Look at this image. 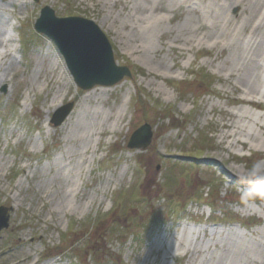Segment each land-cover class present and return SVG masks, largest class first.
Returning a JSON list of instances; mask_svg holds the SVG:
<instances>
[{
	"label": "rangeland",
	"instance_id": "rangeland-1",
	"mask_svg": "<svg viewBox=\"0 0 264 264\" xmlns=\"http://www.w3.org/2000/svg\"><path fill=\"white\" fill-rule=\"evenodd\" d=\"M45 6L98 25L132 76L78 88L34 29ZM54 101L74 103L58 128ZM254 166L264 179V0H0V264H264V199L239 182Z\"/></svg>",
	"mask_w": 264,
	"mask_h": 264
},
{
	"label": "water",
	"instance_id": "water-1",
	"mask_svg": "<svg viewBox=\"0 0 264 264\" xmlns=\"http://www.w3.org/2000/svg\"><path fill=\"white\" fill-rule=\"evenodd\" d=\"M35 30L55 42L75 84L82 90H90L96 86L113 87L125 77L132 76L128 67L117 65L108 38L91 20L80 17L58 18L46 6L35 23ZM73 106L70 103L54 112L51 124L54 127L61 126L72 112ZM152 136L151 127L146 124L133 134L128 147L146 149ZM9 212L11 209L0 207V233L9 227Z\"/></svg>",
	"mask_w": 264,
	"mask_h": 264
},
{
	"label": "bare ground",
	"instance_id": "bare-ground-1",
	"mask_svg": "<svg viewBox=\"0 0 264 264\" xmlns=\"http://www.w3.org/2000/svg\"><path fill=\"white\" fill-rule=\"evenodd\" d=\"M169 3H178L179 1L181 2V0H168ZM127 7H128V2H127ZM181 4H179L177 7H180ZM174 7V8H177ZM174 8L172 10H174ZM157 11H162L164 10V6L162 5V3H159L157 5L156 8ZM147 31L148 35H153L152 31ZM144 34H146V32H144ZM153 37V36H152ZM65 67V66H64ZM64 70V69H63ZM249 74V70L248 67L244 69L243 74L242 75H246ZM246 86H247V91H249V93H254L255 91L259 92V89H257V85L255 84V80L254 78H252L251 80L248 79L246 82ZM257 93V92H256ZM61 106V103H56L55 101L52 103L51 108L56 111L59 107ZM71 117L68 118V120H70ZM47 122H49V119L47 120ZM86 122L84 119H82V121L80 120V117H78V119L76 120L75 124H73L71 130L73 129V132H76V140L77 141H88V134H87V129L85 126ZM101 135H104V130L103 132H101ZM88 149V148H86ZM241 184H243V186H248V187H252L254 186L256 183L258 182H264V179L261 177H253L251 179H249L248 177L245 178L244 181H239ZM237 246L240 248V252L241 255H245L247 253H249L250 251V243L246 242V241H241L239 244H237ZM237 251V247H235L234 251H229L227 256L228 257H235L237 255L236 253ZM251 253V252H250ZM19 264H35L34 262H30L28 259L22 260L21 262H19Z\"/></svg>",
	"mask_w": 264,
	"mask_h": 264
},
{
	"label": "clouds",
	"instance_id": "clouds-1",
	"mask_svg": "<svg viewBox=\"0 0 264 264\" xmlns=\"http://www.w3.org/2000/svg\"><path fill=\"white\" fill-rule=\"evenodd\" d=\"M258 175H259L258 167L254 166L253 170H251L247 174V177L249 179H251L253 177H257ZM239 179L241 181H243L245 179V177L241 176ZM251 198L264 199V182H258L254 186H252L251 188L246 189L242 192V195H241L242 201H247L248 199H251Z\"/></svg>",
	"mask_w": 264,
	"mask_h": 264
},
{
	"label": "trees",
	"instance_id": "trees-1",
	"mask_svg": "<svg viewBox=\"0 0 264 264\" xmlns=\"http://www.w3.org/2000/svg\"><path fill=\"white\" fill-rule=\"evenodd\" d=\"M137 69V68H136ZM142 71V70H141ZM138 98V102L137 103H141L142 102V94L139 95V93L135 96ZM147 99V97H145ZM195 150L200 151V148H196Z\"/></svg>",
	"mask_w": 264,
	"mask_h": 264
}]
</instances>
